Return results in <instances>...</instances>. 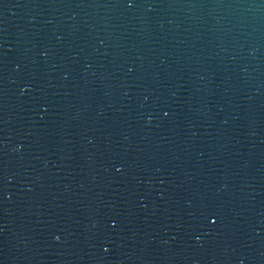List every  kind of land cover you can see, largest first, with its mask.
I'll list each match as a JSON object with an SVG mask.
<instances>
[{"label": "water", "instance_id": "water-1", "mask_svg": "<svg viewBox=\"0 0 264 264\" xmlns=\"http://www.w3.org/2000/svg\"><path fill=\"white\" fill-rule=\"evenodd\" d=\"M0 264H264V0H0Z\"/></svg>", "mask_w": 264, "mask_h": 264}]
</instances>
